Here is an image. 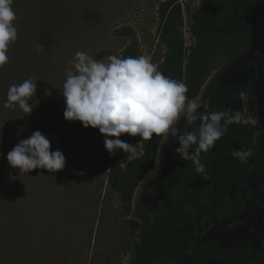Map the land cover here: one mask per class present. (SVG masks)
Returning a JSON list of instances; mask_svg holds the SVG:
<instances>
[{"label": "rangeland", "instance_id": "374dc122", "mask_svg": "<svg viewBox=\"0 0 264 264\" xmlns=\"http://www.w3.org/2000/svg\"><path fill=\"white\" fill-rule=\"evenodd\" d=\"M44 1L55 2L60 14L63 10L72 13L61 29L64 38L60 41L50 27L52 21L43 16L44 7H38ZM165 1L170 0H13L17 39L9 45V51L19 50L21 59L17 64L11 59L0 68V264L134 262V247L142 244V236L133 232L129 221H139L144 214L152 216L158 208V190L148 192V187L155 183L158 189L162 184L175 190L178 186V172L172 170L163 152L171 135L160 142L155 166L135 189L131 212L125 215L120 197L107 185L108 159H117L125 167L141 156V143L131 138L129 144L137 146L135 153L116 150L109 154L98 129L64 120L60 89L66 68L79 51L88 52L96 60H106L130 49L137 57H149L161 69H171L173 78L179 81L181 51L184 74L186 57L195 45L185 6L194 10L201 0H177L182 6V23L170 34L173 51L162 37L160 5ZM250 18L251 13L249 35ZM33 25L36 41L22 45L18 34ZM246 49H241L239 55ZM218 72L219 68L208 75L196 97L203 105ZM29 77L38 80L34 97L38 104L32 113L25 117L18 108H3L9 86ZM46 89L50 96L44 95ZM199 123L189 131L196 130ZM22 128L26 131L18 135ZM37 130L49 139L52 151L63 153L64 168L55 173L34 169L28 176L19 175L8 165L7 153L20 139ZM182 168L183 163L179 172ZM230 169L229 161L208 165L207 178L204 176L199 183L193 200L184 207L167 237L165 264H188L187 255L201 241L215 243L216 264H240L250 257L247 255H264L255 233L256 224L246 216L258 203V180Z\"/></svg>", "mask_w": 264, "mask_h": 264}, {"label": "clouds", "instance_id": "9594fccd", "mask_svg": "<svg viewBox=\"0 0 264 264\" xmlns=\"http://www.w3.org/2000/svg\"><path fill=\"white\" fill-rule=\"evenodd\" d=\"M12 5L13 0H0V68L8 63L9 45L17 39L16 13ZM65 77L60 89L65 104L64 120L78 121L84 128L98 129L109 154L116 150L128 154L136 152L137 146L120 139L124 134L139 136L140 141H150L154 135L165 138L171 135L178 137L179 146L175 152L179 159L191 161L196 173L201 174L205 173L201 153L214 147L227 126L241 121L239 114L233 117L223 111L201 112L200 109L206 106L199 98L188 99L187 85L165 76L144 55H111L106 60H96L88 52L79 51L67 66ZM37 81L29 77L21 83L11 84L3 108H18L26 114L25 117L29 116L38 104L34 100ZM44 95L50 96L51 92L46 89ZM240 97L247 100L244 92ZM181 118L189 126L195 125L196 121L200 123L196 130L181 132L176 127ZM242 122L256 123L251 116ZM23 131L26 129H20L18 135ZM250 155V150L232 152L240 162H245ZM6 160L19 175H27L34 169L55 173L65 165L63 153L52 151L49 139L39 130L26 139H20L7 153Z\"/></svg>", "mask_w": 264, "mask_h": 264}, {"label": "trees", "instance_id": "16d2710c", "mask_svg": "<svg viewBox=\"0 0 264 264\" xmlns=\"http://www.w3.org/2000/svg\"><path fill=\"white\" fill-rule=\"evenodd\" d=\"M254 3L255 0H201L194 10L190 9L188 5L185 6L189 18V32L195 40V45L190 48V53L186 57L184 74L181 70L183 59L181 51L177 75L179 81L187 85L186 95L189 100L198 96L208 75L219 68V72L212 79L206 91L204 97L206 107L201 112L223 111L233 117L241 114L240 109H235L236 107L229 109L228 105L237 101L235 98L237 89L233 83L238 71L237 65L240 63L239 52L241 49L247 48L249 44V17ZM38 7H44L43 16L46 20L52 21L50 27L54 31L53 34L58 35L57 40L63 39L64 33L61 32V29L72 13L63 10L60 14L59 7L55 2L44 1V3L38 4ZM160 10L164 21L162 37L166 38V45L173 51L170 34L177 31L178 26L182 23V6L177 0H170L162 3ZM26 32L29 33L26 35ZM18 40L22 45L29 42L34 43L36 41L34 25L32 29H26L19 33ZM15 50L10 49L8 56L9 60L12 59L17 64L21 59V52ZM27 54L31 57V53L27 52ZM129 56L137 57L130 49H126L120 54V57ZM227 60L232 62L227 65L224 63ZM157 69L165 76L173 78L175 75L169 68L157 67ZM197 123L198 121L195 122V124ZM241 126V121L227 126L224 135L216 141L214 147L208 152L201 153L200 160L205 165V172L209 164L215 165L224 161L231 163L230 172L234 171L235 173H248L263 166V157L258 158L260 156L256 153L257 147L244 140L243 132L239 129ZM190 127L183 119L178 129L182 132L189 130ZM131 138L142 145L140 157L133 159L125 167H122L117 159H108L107 185L112 192L120 197L125 215L131 212V199L135 189L155 166L158 147L164 136L156 137L154 135L150 141H140L139 136L129 137L127 134L120 137L127 143ZM177 139L178 137L170 136L163 146V152L169 158L172 170L178 172V174L176 173L179 181L178 186L173 190L168 185L160 184L161 187L158 189L157 185L152 183L147 191L153 193L154 190H158L156 212L152 216L149 214L140 216L139 221H129L133 232L138 231L142 236V244H135L136 255H134L135 260L132 264H142L143 261L146 264H165L168 255L163 254V249L166 246L167 237L183 213L184 207L193 200L199 183L204 180L205 173L197 174L191 161H182L177 156L175 152L179 146ZM234 150H250L251 155L245 162H240L238 158L232 156ZM181 163H183V168L179 172ZM216 249L214 242L201 241L190 255L206 260L214 254Z\"/></svg>", "mask_w": 264, "mask_h": 264}, {"label": "flooded vegetation", "instance_id": "af4514ba", "mask_svg": "<svg viewBox=\"0 0 264 264\" xmlns=\"http://www.w3.org/2000/svg\"><path fill=\"white\" fill-rule=\"evenodd\" d=\"M251 34L249 35V44L246 52L240 53V63L237 65L238 71L234 80V87L237 89V101L228 105L229 109L241 110V123L239 128L243 132L245 141L254 144L257 147V154L263 157V166L252 172L240 173L243 177L256 176L258 180L256 190L258 191V203L254 206L251 213H247L248 219H252L255 226V233L258 235V242L264 249V57L259 51H254L250 59ZM238 76V77H237ZM238 87V88H237ZM247 95V100H241L240 93ZM227 107V108H228ZM251 116L255 119V124H245L243 119ZM188 264H216L215 255L209 259H198L193 255H187ZM240 264H264V255H247ZM250 258V259H249ZM197 260V261H196ZM201 262H198V261ZM222 264V263H220ZM226 264V263H223Z\"/></svg>", "mask_w": 264, "mask_h": 264}, {"label": "water", "instance_id": "95a60500", "mask_svg": "<svg viewBox=\"0 0 264 264\" xmlns=\"http://www.w3.org/2000/svg\"><path fill=\"white\" fill-rule=\"evenodd\" d=\"M250 21V59L254 51H259L264 57V0H255Z\"/></svg>", "mask_w": 264, "mask_h": 264}]
</instances>
